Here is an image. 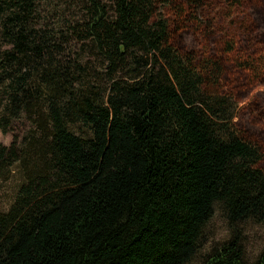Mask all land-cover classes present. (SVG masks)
Here are the masks:
<instances>
[{
    "label": "trees",
    "instance_id": "1",
    "mask_svg": "<svg viewBox=\"0 0 264 264\" xmlns=\"http://www.w3.org/2000/svg\"><path fill=\"white\" fill-rule=\"evenodd\" d=\"M43 1L0 0V131L28 125L0 143V180L21 176L0 264H264L242 242L264 229V171L222 93L234 46L176 49L178 0H61L52 26ZM216 212L228 237L201 254Z\"/></svg>",
    "mask_w": 264,
    "mask_h": 264
},
{
    "label": "rangeland",
    "instance_id": "2",
    "mask_svg": "<svg viewBox=\"0 0 264 264\" xmlns=\"http://www.w3.org/2000/svg\"><path fill=\"white\" fill-rule=\"evenodd\" d=\"M245 1L178 0L177 5L164 8L162 15L170 23L172 42L176 49L204 53L209 47L210 54H217L218 46L229 44L237 50V57L242 56L241 60L235 59L236 54H233L234 57H227L226 54L221 56L224 65L222 93L235 106L233 125L246 139L260 146L262 161L259 167L264 171V0ZM61 2L46 0L41 3V16L48 17V26L55 24L54 6ZM251 48L263 52V58L258 61L260 65L254 74L241 69L236 63V60H243L242 63L247 64L253 53ZM27 127L23 121L14 122L8 133L0 131V143L9 146L14 136L20 138L24 135ZM20 183L21 176L15 168L0 180L1 211L8 209ZM241 230L245 255L251 260L264 249V229L248 222L241 225ZM203 235L205 244L201 254L227 239V223L218 212L205 226ZM200 259L201 255H198L188 264H199Z\"/></svg>",
    "mask_w": 264,
    "mask_h": 264
}]
</instances>
